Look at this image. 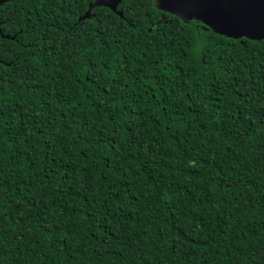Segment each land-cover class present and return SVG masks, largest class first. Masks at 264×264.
<instances>
[{
	"label": "trees",
	"instance_id": "trees-1",
	"mask_svg": "<svg viewBox=\"0 0 264 264\" xmlns=\"http://www.w3.org/2000/svg\"><path fill=\"white\" fill-rule=\"evenodd\" d=\"M92 1L0 5V264H264V39Z\"/></svg>",
	"mask_w": 264,
	"mask_h": 264
},
{
	"label": "water",
	"instance_id": "water-1",
	"mask_svg": "<svg viewBox=\"0 0 264 264\" xmlns=\"http://www.w3.org/2000/svg\"><path fill=\"white\" fill-rule=\"evenodd\" d=\"M10 0H0V5ZM123 0H93L81 19L90 18L95 7L118 10ZM156 7L183 21H201L214 32L230 38L264 39V0H155ZM1 24V23H0ZM1 33V29H0ZM14 39L15 36L7 35Z\"/></svg>",
	"mask_w": 264,
	"mask_h": 264
}]
</instances>
